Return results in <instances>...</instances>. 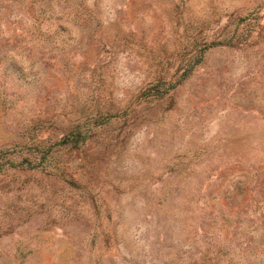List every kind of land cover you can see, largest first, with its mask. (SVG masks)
Here are the masks:
<instances>
[{
  "label": "rangeland",
  "instance_id": "rangeland-1",
  "mask_svg": "<svg viewBox=\"0 0 264 264\" xmlns=\"http://www.w3.org/2000/svg\"><path fill=\"white\" fill-rule=\"evenodd\" d=\"M0 264H264V0H0Z\"/></svg>",
  "mask_w": 264,
  "mask_h": 264
}]
</instances>
